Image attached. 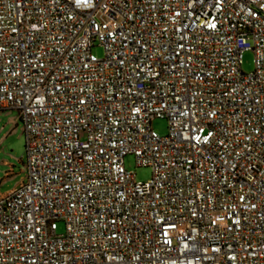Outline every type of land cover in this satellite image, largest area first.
I'll return each mask as SVG.
<instances>
[{"label":"built area","instance_id":"built-area-1","mask_svg":"<svg viewBox=\"0 0 264 264\" xmlns=\"http://www.w3.org/2000/svg\"><path fill=\"white\" fill-rule=\"evenodd\" d=\"M9 111L0 264H264V0H0Z\"/></svg>","mask_w":264,"mask_h":264},{"label":"rangeland","instance_id":"rangeland-1","mask_svg":"<svg viewBox=\"0 0 264 264\" xmlns=\"http://www.w3.org/2000/svg\"><path fill=\"white\" fill-rule=\"evenodd\" d=\"M93 53L99 58L104 57V50L95 47ZM254 70V53L245 52L243 56L242 71L250 73ZM23 123L16 111L0 113V194H7L15 189L27 178L26 140ZM152 129L160 136L168 134V124L165 119L152 121ZM84 138V137H81ZM125 166L135 175L138 182H147L152 178L150 168L137 167L132 155L126 156ZM64 224H58V233L63 234Z\"/></svg>","mask_w":264,"mask_h":264},{"label":"crops","instance_id":"crops-1","mask_svg":"<svg viewBox=\"0 0 264 264\" xmlns=\"http://www.w3.org/2000/svg\"><path fill=\"white\" fill-rule=\"evenodd\" d=\"M0 195H5V194H0Z\"/></svg>","mask_w":264,"mask_h":264}]
</instances>
